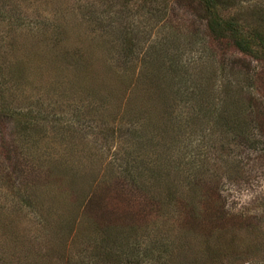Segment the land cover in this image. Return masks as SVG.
Returning <instances> with one entry per match:
<instances>
[{
	"label": "rangeland",
	"instance_id": "rangeland-1",
	"mask_svg": "<svg viewBox=\"0 0 264 264\" xmlns=\"http://www.w3.org/2000/svg\"><path fill=\"white\" fill-rule=\"evenodd\" d=\"M204 10L0 0V264H264V60Z\"/></svg>",
	"mask_w": 264,
	"mask_h": 264
},
{
	"label": "trees",
	"instance_id": "trees-1",
	"mask_svg": "<svg viewBox=\"0 0 264 264\" xmlns=\"http://www.w3.org/2000/svg\"><path fill=\"white\" fill-rule=\"evenodd\" d=\"M205 8L208 15L210 30L218 37L228 38L234 46L243 53L250 55L254 59L264 60V20L259 23L248 25L239 24L238 18L233 16L225 17L221 13L220 7L234 6L242 0H198ZM259 26V27H258ZM223 116L220 117V119ZM122 247V244L119 245ZM113 250V247H111ZM141 259H138V261Z\"/></svg>",
	"mask_w": 264,
	"mask_h": 264
}]
</instances>
